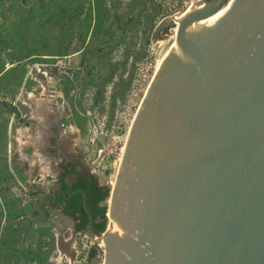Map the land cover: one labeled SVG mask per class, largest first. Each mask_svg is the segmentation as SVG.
I'll return each instance as SVG.
<instances>
[{
	"label": "water",
	"instance_id": "95a60500",
	"mask_svg": "<svg viewBox=\"0 0 264 264\" xmlns=\"http://www.w3.org/2000/svg\"><path fill=\"white\" fill-rule=\"evenodd\" d=\"M200 3L160 57L110 192L114 223L101 236L84 194L106 264H264V0ZM175 25V16L163 20L153 39ZM55 159L32 157L31 181L53 176Z\"/></svg>",
	"mask_w": 264,
	"mask_h": 264
},
{
	"label": "rangeland",
	"instance_id": "374dc122",
	"mask_svg": "<svg viewBox=\"0 0 264 264\" xmlns=\"http://www.w3.org/2000/svg\"><path fill=\"white\" fill-rule=\"evenodd\" d=\"M199 1L0 0V264H105V247L90 234L40 210L50 188L31 181L15 155L13 136L28 112L21 101L55 86L69 131L112 191L157 63L172 45V29L157 40L154 32ZM94 246L98 254L88 260Z\"/></svg>",
	"mask_w": 264,
	"mask_h": 264
},
{
	"label": "flooded vegetation",
	"instance_id": "af4514ba",
	"mask_svg": "<svg viewBox=\"0 0 264 264\" xmlns=\"http://www.w3.org/2000/svg\"><path fill=\"white\" fill-rule=\"evenodd\" d=\"M51 88H53L51 89L52 92L56 94V100L28 94L21 101L23 108L28 109V112L21 114L20 117L21 135L19 142L22 145L21 147L24 148V152H22L23 161L26 166H29L32 157H38L39 162L42 164L48 163L51 158H56L55 171L50 170L51 172L54 171L53 176L44 179L43 184L50 188V192L46 194L43 203L60 210V214L74 222V231L82 233L77 230L78 221L66 216L63 212L64 206H66L63 200H70L74 194L65 190V184L72 188L80 181L93 183L98 181V178L94 173L93 165L86 159L84 151L78 143L77 136L69 131V125L66 121L68 117L67 108L65 104L57 101V97H61V95L55 90V86ZM30 121L34 122V135L31 134L32 123ZM57 137L58 148L55 150ZM30 146L35 147L36 152H30L28 149ZM36 154L38 156H33ZM46 170L49 169H44L42 172H47ZM36 180H41V177L39 176ZM46 181L48 182L46 183Z\"/></svg>",
	"mask_w": 264,
	"mask_h": 264
},
{
	"label": "trees",
	"instance_id": "16d2710c",
	"mask_svg": "<svg viewBox=\"0 0 264 264\" xmlns=\"http://www.w3.org/2000/svg\"><path fill=\"white\" fill-rule=\"evenodd\" d=\"M65 190L73 192L70 200L64 199V214L78 221V232L88 233L89 218L85 212L84 194H87V207L94 219V230L97 236H101L108 227V200L110 188L102 186L98 181L75 184L72 188L65 184ZM98 246H94L88 253V260H92L98 254Z\"/></svg>",
	"mask_w": 264,
	"mask_h": 264
},
{
	"label": "bare ground",
	"instance_id": "6f19581e",
	"mask_svg": "<svg viewBox=\"0 0 264 264\" xmlns=\"http://www.w3.org/2000/svg\"><path fill=\"white\" fill-rule=\"evenodd\" d=\"M200 2H198V3H195L194 4V6L193 7H191L189 10H185L184 12H182L181 14H179V15H176L175 16V21H176V25H175V28H173L172 29V33H173V36H171V38H170V42L172 43V44H174L175 43V39H176V32H177V29H178V24H179V20H180V18L185 14V13H188V12H190V11H192V10H194V9H196V8H202V6H200ZM228 8H229V6L228 7H226L224 10H222L221 12H219V13H217V14H215L214 16H211L210 18H208L207 20H204V21H202V22H200L199 24H197V25H194L193 27H189L188 29H187V31H188V33L189 32H193V34H195L197 31H195L194 30V28L196 27V26H202V25H208V26H210V25H213L214 23H216L227 11H228ZM198 34V33H197ZM168 42H166V43H160L161 44V46H165L166 44H167ZM168 49V48H167ZM166 49V50H167ZM160 60V59H159ZM158 66H159V61H158V63H157V69H156V72L158 71ZM156 72H155V74H156ZM123 152H125V151H123ZM122 160V159H121ZM118 173V172H117ZM115 185H113V187H114ZM109 223L111 224V226H112V224L114 223V221L112 220V219H109ZM110 229V228H109ZM100 245L102 246V247H105L106 245H105V242L104 241H101V243H100ZM107 262H106V260H105V264H106Z\"/></svg>",
	"mask_w": 264,
	"mask_h": 264
},
{
	"label": "crops",
	"instance_id": "0c3cea01",
	"mask_svg": "<svg viewBox=\"0 0 264 264\" xmlns=\"http://www.w3.org/2000/svg\"><path fill=\"white\" fill-rule=\"evenodd\" d=\"M30 95H33V94H30ZM20 132H21V130L20 129H18L15 133H14V136H13V134H12V136H13V138L15 139V146H16V156H17V160L19 161V164H24V158H23V156L21 155V153H19V146H22V145H20V142H19V139H20ZM9 138H10V136H9ZM10 142V141H9ZM9 144V147H8V149H10V151L9 152H12V146L10 145L11 143H8ZM8 157V156H7ZM11 161H12V159H11ZM11 161L9 160V162H8V165H9V167H10V163H11ZM12 164V163H11ZM24 166H26L25 164H24ZM26 169H27V171H28V166H26ZM28 175H29V171H28ZM30 177V176H29ZM44 179H42L41 178V180H39V182H41V183H44ZM50 192V190H47V194ZM14 207H11L10 205L7 207V208H5V210H20V209H18V208H14ZM40 210H43V213L45 212V211H47V210H55V212H56V214H55V218H57L58 219V217H60L61 219L63 218H65L62 214H60L61 212H60V210H58L56 207H54V206H52V205H48V204H41V207H40ZM45 214V216H46V218H47V215H48V211L47 212H45L44 213ZM66 219V221H68V223H70L69 222V220H71V219H69V218H65ZM72 221V220H71ZM57 226V225H56ZM56 228V227H55ZM57 228H58V226H57ZM64 241H65V243H66V245H69V244H71V241L70 240H68V239H64Z\"/></svg>",
	"mask_w": 264,
	"mask_h": 264
},
{
	"label": "built area",
	"instance_id": "2783aa9c",
	"mask_svg": "<svg viewBox=\"0 0 264 264\" xmlns=\"http://www.w3.org/2000/svg\"><path fill=\"white\" fill-rule=\"evenodd\" d=\"M203 1V0H202ZM199 2H201V0L199 1ZM178 15V14H177ZM112 153H114V154H117L118 153V146H115V150L114 151H112ZM110 158V157H109ZM108 158V159H109ZM94 173L96 174V175H100V167H98V168H95L94 169Z\"/></svg>",
	"mask_w": 264,
	"mask_h": 264
}]
</instances>
